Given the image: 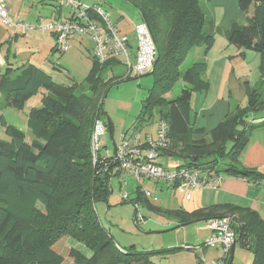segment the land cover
<instances>
[{
	"label": "trees",
	"instance_id": "trees-1",
	"mask_svg": "<svg viewBox=\"0 0 264 264\" xmlns=\"http://www.w3.org/2000/svg\"><path fill=\"white\" fill-rule=\"evenodd\" d=\"M128 1L149 26L159 60L152 75L154 86L138 124L134 132L125 134H141L144 123L157 112V124H167L171 141L161 156L182 159L184 164L178 167L194 169L207 177L263 180V174L243 166L241 158L252 131L264 125L254 122L256 113L264 111V0H238L247 23L234 24L226 34L229 43L242 50V56L245 51L260 54L263 83L255 88L248 86L246 106L238 107L207 134L191 124L192 99L195 93L210 87L206 57L221 31L207 24L202 0ZM60 12L57 9L54 17ZM196 49L203 50L202 59L183 69L186 58ZM93 61L89 87L59 86L32 64L20 72L10 68L0 75V95L6 106L23 109L29 99L43 90L47 92L42 107L29 117L30 133L0 118V125L11 138V142L0 140V264H60L66 255L73 264H155L148 254L133 252L135 247H120L100 224L95 209L97 203H108L112 181L122 174L119 164L103 153L93 163L91 134L94 122L103 120V103L98 102L112 87L133 78L126 77V72L115 75L116 62ZM180 82V93L167 99L165 96ZM136 192L130 201L136 208L143 205L179 224L231 217L238 246L254 252L253 264H264V218L258 213L226 206L204 213L163 210L151 204L141 188ZM217 209L223 212L217 214ZM66 238L85 245L93 255L88 258L77 249H68L63 243Z\"/></svg>",
	"mask_w": 264,
	"mask_h": 264
},
{
	"label": "rangeland",
	"instance_id": "rangeland-1",
	"mask_svg": "<svg viewBox=\"0 0 264 264\" xmlns=\"http://www.w3.org/2000/svg\"><path fill=\"white\" fill-rule=\"evenodd\" d=\"M80 1L90 7H101L117 29L122 34L127 35L133 44L137 43L136 28L144 20L133 3L128 0ZM4 2L10 9L9 17L11 20L34 26L47 24L54 19L57 9L61 10L63 15L68 12L54 0H4ZM10 30H7L5 26H0V40H2L0 56L13 62L15 73L20 72L25 65L32 64L49 74L59 86L70 87L74 84L78 87L90 86L88 77L94 66L91 38L88 36L75 37L72 40L73 48L60 54L54 50L56 40L49 32L40 30L21 31L20 35L14 38V31ZM202 55V49L194 50L188 55L182 68L185 69L194 61L201 60ZM232 60L243 59L235 58ZM245 60H249L248 64L253 69L252 60H257V62L261 60L260 54L250 51ZM115 70V75L122 76L125 72L122 66H117ZM256 73L255 70L254 78L251 77V79H255L254 82L256 81ZM112 76L111 74L109 77ZM153 86V76L135 77L112 87L106 97L98 102V104L103 103V121L108 123L109 118L113 126V138L106 128V135L101 139L104 155L108 150L109 154L113 156V144H119L126 132H134L133 129L138 124L143 106L149 98ZM182 86L183 83H178L174 91L165 97L171 99L178 95ZM262 89L264 91V84ZM46 94L47 92L43 90L37 96L29 99L23 109L6 106L4 99H2L3 96L0 95V118L3 116L9 125L30 133L27 125L29 117L34 111L42 107V99ZM246 104L245 101L241 106H246ZM153 115L149 122L143 125L141 132L143 137L147 134H154L155 137L157 135L159 126L157 124V112H154ZM146 119L148 120L149 116ZM254 122L255 124L264 122V111L256 113ZM0 140L11 142V138L6 135L5 127L2 125H0ZM28 141L29 143L32 141L30 135ZM209 142L211 141L209 140ZM159 161L167 168H175L184 164L182 159L174 156L163 155ZM111 185L112 194L108 203H97L95 209L102 227L111 233L115 242L122 248L131 250L132 247H135L133 252L148 254L150 260L156 264H212L213 258L218 259L222 256V252L219 250L203 247V244L212 235V232L207 228V222H195L166 232L178 226L174 223V219L150 211L143 205L136 208L135 204L130 202L137 196V188H141L142 192H151L152 198L149 200L152 204L157 205L159 198H161L157 186L160 185L165 190L167 188L165 183H157L144 178L143 184H141L134 177L122 173L113 179ZM177 190L174 189L173 191ZM124 194L129 195L128 201L122 198ZM175 198L184 199L181 193L178 192L174 195L172 192L170 199L174 201ZM184 202V207L188 209L189 203L185 199ZM43 211L45 212L44 209ZM135 216H137L136 221ZM63 243L68 249L74 248L91 255V251L75 239L66 238ZM200 249H202L201 252ZM254 259L253 251H247L237 246L233 264H253ZM60 264H73V261L66 255L65 260Z\"/></svg>",
	"mask_w": 264,
	"mask_h": 264
},
{
	"label": "built area",
	"instance_id": "built-area-1",
	"mask_svg": "<svg viewBox=\"0 0 264 264\" xmlns=\"http://www.w3.org/2000/svg\"><path fill=\"white\" fill-rule=\"evenodd\" d=\"M62 12L47 24L34 26L21 21H13L9 17V10L0 0V26H5L17 35L20 31L40 30L51 33L56 40L55 51L66 53L73 48L72 40L75 37L88 36L92 40L93 58L99 64L116 62L117 66L125 69L126 77L135 78L148 74L154 70L158 59V52L154 37L149 26L143 22L136 28V44L128 36L122 34L113 24L101 7H90L80 0H54ZM106 124L97 119L94 122L91 134V149L93 163L96 164L98 155L102 154L101 139L106 135ZM171 146L168 138V126L160 122L156 137L142 136L141 134H124L113 156L106 150L105 157H112L122 173L134 177L143 184L144 178L165 183L172 188L186 190L217 189L223 182L222 176L207 177L188 167L167 168L159 159L161 152ZM145 196L152 197L151 192L145 191ZM129 200V195L122 196ZM191 198V193L188 199ZM207 228L212 232L211 237L203 244L207 249L222 252V256L212 264H226L230 257L231 249L237 240V235L232 227V219L218 218L207 223ZM189 250L191 248H188ZM193 250V249H192ZM200 252L202 249L199 250ZM205 261V260H203Z\"/></svg>",
	"mask_w": 264,
	"mask_h": 264
},
{
	"label": "crops",
	"instance_id": "crops-1",
	"mask_svg": "<svg viewBox=\"0 0 264 264\" xmlns=\"http://www.w3.org/2000/svg\"><path fill=\"white\" fill-rule=\"evenodd\" d=\"M202 4L207 24L209 26L213 24L216 29L221 31L215 35L214 43L206 57V78L210 87L206 92L195 93L192 99L191 124L195 129L205 130L207 134L216 129L229 114L235 112L245 101H248L247 87L260 86L263 83V77L262 60H258V62L252 60L254 68H250L249 60H245L250 51H245V56H242V50L230 44L227 39L226 34L234 24L246 25L247 23V16L241 12L238 0H202ZM8 10L10 12L9 8ZM7 30L10 29L7 28ZM19 33L17 35L14 33V38H17ZM235 58L243 60H232ZM10 68L15 69L13 62L0 56V75ZM255 70L257 73L254 82L255 79H251V77L254 78ZM145 136L155 137L154 134ZM241 162L246 168L257 170L264 176V125L252 131L250 143L242 154ZM166 186V191L160 185L157 186L161 198L157 205L153 204L163 210H182L188 213L202 211L204 213L211 212L216 207L226 206L249 209L264 218V179L254 182L241 177H225L217 189L206 188L192 191L190 189L173 191L175 188L167 184ZM172 192L174 195L178 192L181 193L185 201L189 203V208L184 207V199L171 200ZM189 193H191L190 199H188ZM221 212L223 210H216L217 214ZM174 223L180 225L178 220H175ZM81 252L88 258L93 255L92 252L91 255ZM214 260L216 259L213 258L212 262Z\"/></svg>",
	"mask_w": 264,
	"mask_h": 264
},
{
	"label": "water",
	"instance_id": "water-1",
	"mask_svg": "<svg viewBox=\"0 0 264 264\" xmlns=\"http://www.w3.org/2000/svg\"><path fill=\"white\" fill-rule=\"evenodd\" d=\"M158 60H159V59H157V62H158ZM152 75H153V71L150 72V73H148V74H145V75H143V76H140V77H150V76H152ZM107 121H108V131H109L111 137L113 138V128H112V124H111L109 118H108ZM113 145H114V151H116V144L114 143ZM189 158H190V157L187 156V159H189ZM136 220H137V216H135V221H136ZM195 222H196V223H197V222H203V220H197V221H195ZM195 222L186 223V224H180V225L174 227V228L171 229V230H167L166 232H169V231H172V230H176V229H179V228L185 227V226H187V225H189V224H192V223H195ZM154 233H161V232H154ZM238 244H239V242H238V240H236L235 243H234V245H233V247H232V249H231V252H230V263H229V264H233V262H234L235 253H236V249H237Z\"/></svg>",
	"mask_w": 264,
	"mask_h": 264
}]
</instances>
